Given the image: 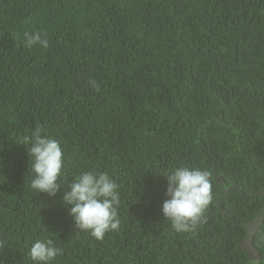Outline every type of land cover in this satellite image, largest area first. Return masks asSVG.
<instances>
[{
    "label": "trees",
    "instance_id": "obj_1",
    "mask_svg": "<svg viewBox=\"0 0 264 264\" xmlns=\"http://www.w3.org/2000/svg\"><path fill=\"white\" fill-rule=\"evenodd\" d=\"M91 26L99 28L94 49ZM25 31L84 38L65 46L64 63L43 64L41 48L25 45ZM188 75L199 76L188 83ZM7 93L18 101L3 104ZM170 118L188 122L182 132L198 125L171 133ZM37 126L61 141L67 182L79 169L109 172L122 201L120 228L98 241L76 231L60 193L14 186L0 192L15 207L14 221L0 212V235L15 227L16 264H25L29 241L44 236L62 249L61 264H142L148 257L237 264L220 259L207 219L177 234L160 200L122 210L138 195L161 197L162 174L187 165L211 171L214 198L242 217L260 212L245 189L232 187L249 185L264 166V0H0V176L9 185L30 168L18 143ZM257 229L264 232V220Z\"/></svg>",
    "mask_w": 264,
    "mask_h": 264
},
{
    "label": "clouds",
    "instance_id": "obj_2",
    "mask_svg": "<svg viewBox=\"0 0 264 264\" xmlns=\"http://www.w3.org/2000/svg\"><path fill=\"white\" fill-rule=\"evenodd\" d=\"M99 28L91 26L89 36L92 38V49L96 46ZM83 39L84 35L66 33L61 40L47 39L41 31H25L23 41L27 47H40L37 51V61L46 64L48 62L64 63L65 46L72 39ZM27 47H25L27 49ZM28 50V49H27ZM30 52V51H29ZM91 50L83 56L88 59ZM199 75L190 78L188 83L194 82ZM200 81L195 83V88ZM18 101L14 93H7L2 101L10 104ZM20 103V102H18ZM167 119V118H166ZM173 122L171 133L182 132L189 125L186 121ZM113 126V119H111ZM198 123L191 126L192 133ZM264 133V130H262ZM26 148L28 155L27 171H23V177L17 179L16 184H8L6 175L0 176V192L5 194L12 191L15 186L18 190H26L31 195L33 191L55 197L60 193V203L66 208L68 215L72 217L74 227L78 232L88 233L98 241H102L106 234L119 230L120 219L118 209L122 203L119 186L108 171L96 169H79L72 174V180L64 179L65 157L62 143L59 139L43 134L39 126L23 136V142L18 143ZM225 144L222 149H226ZM213 149L219 150L218 142ZM27 164V165H28ZM26 166V165H25ZM166 180L164 193L159 198L137 196L136 203L125 202L123 210L130 212L133 205L143 204L147 199L160 200V213L174 233L194 232L202 223L208 222V229L213 235L221 260L235 262L237 264H264V232L258 231V227L264 220V166L254 173L249 185L234 184L232 188L245 189L244 195L262 206L260 212L254 217L244 218L235 207H229L223 198H214L212 193V173L209 170L179 165L162 174ZM227 189H222L224 194ZM20 194L19 191H17ZM12 211L14 205L4 198H0V212L8 213L7 221H14ZM207 218H206V214ZM145 214L152 216L151 209L145 208ZM152 220V218H151ZM3 224H0V232ZM123 228V223L121 222ZM12 234L7 233V228L0 235V264H16L15 227L12 226ZM17 237V236H16ZM18 238V237H17ZM62 249L56 246L52 238L44 236L29 241L27 259L25 264H61ZM142 264H164L154 258H145Z\"/></svg>",
    "mask_w": 264,
    "mask_h": 264
}]
</instances>
